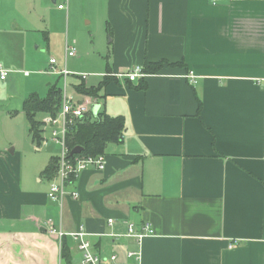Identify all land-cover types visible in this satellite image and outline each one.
<instances>
[{"label": "crops", "instance_id": "obj_1", "mask_svg": "<svg viewBox=\"0 0 264 264\" xmlns=\"http://www.w3.org/2000/svg\"><path fill=\"white\" fill-rule=\"evenodd\" d=\"M39 1L0 0V42L41 21ZM96 18L109 46L94 74L107 83L93 98L76 87L98 86L66 81L80 79L77 102L125 118L123 139L107 146L105 169L83 171L59 205L41 176L59 154L35 167L0 134V264H66L63 245L82 262L71 236L81 229L96 252L117 256L113 264H264V0H100ZM68 45L76 50L66 41L57 61L69 71L70 58L88 57H67ZM51 46L48 31L33 62L41 77L61 79L47 73ZM146 61L179 65L149 74ZM136 66L146 76L130 81ZM10 75L0 91L16 84ZM16 94L23 108L29 96ZM130 223L153 234L128 237Z\"/></svg>", "mask_w": 264, "mask_h": 264}, {"label": "rangeland", "instance_id": "obj_2", "mask_svg": "<svg viewBox=\"0 0 264 264\" xmlns=\"http://www.w3.org/2000/svg\"><path fill=\"white\" fill-rule=\"evenodd\" d=\"M39 3L41 21L30 31L17 30L3 34L0 42V58L3 56L5 65L11 68L8 70L12 72L10 77L15 76L17 79L12 88L0 91V134L4 137L2 142L11 145L9 149L17 150L24 155L25 163L27 161L34 163L36 158H46L45 155L55 156L62 150L61 145L52 140H48L38 151L36 150V145L33 146L27 137L29 122L22 112L21 98L16 96V93H19L28 97L35 92L39 97L45 98L49 92V83L60 88L64 86L62 78L41 77L38 67L33 62L35 55L41 53V49L37 50L36 47L39 44L44 46L46 32L49 31L51 34L50 54L57 60L63 62L65 60L66 41L75 42L78 56L87 53V62L80 61L77 57L70 58L68 69L72 75L86 76V83L89 86H99L101 78L94 73H98L104 65L103 57L107 53L105 55L103 53L109 46V37L104 31H98L99 21L96 18V9L100 0H56L55 4L52 0H42ZM60 5L64 6L63 10L59 9ZM25 73L29 75L24 77ZM74 79L68 80L69 92L74 94V101L77 102L79 97L72 84L80 82V79ZM9 95L13 97L9 99ZM44 119L45 115H37V120L44 121ZM49 134L47 131L46 137H49ZM41 162L42 160H39L38 164L34 163L33 166H39ZM47 163L43 165V169ZM73 255L72 264H82L79 255L76 252H73Z\"/></svg>", "mask_w": 264, "mask_h": 264}, {"label": "built area", "instance_id": "obj_3", "mask_svg": "<svg viewBox=\"0 0 264 264\" xmlns=\"http://www.w3.org/2000/svg\"><path fill=\"white\" fill-rule=\"evenodd\" d=\"M59 9H64V6L60 5ZM76 55V50L72 46H67L66 56L73 57ZM50 75L61 76L64 80V86L62 89V105L57 115L51 116L46 115L43 121L44 139L42 142L46 144L48 140H52L55 143L61 145L62 150L58 156L59 168L56 176L50 181L48 198L54 203L62 205L65 197L67 196V187L72 184L75 179L85 170L89 168H95L97 170L105 169V157L100 155L76 157L77 155L71 156V152L67 145V137L73 131V127L77 121L84 120L88 116H92L93 107L98 106L96 101L87 99L84 102H75L74 97L69 92V85L66 81L68 76L72 74L67 70L66 67L63 69L58 68V61L55 58L49 60V70L47 71ZM11 74L10 71L0 67V80L6 81ZM29 75V73H26ZM145 73L140 66L134 67L126 77L130 81H135L139 77H145ZM83 79L86 76H81ZM187 78L191 84H196L197 79L193 73H189ZM100 106V105H99ZM98 115V113H97ZM95 116V115H94ZM49 131V137H46V132ZM71 197L78 199L79 195L77 192H72ZM109 223H113V219L109 220ZM51 233H56L54 229H50ZM149 234H153L149 225L143 228L142 232H139L136 227L130 223L127 227L126 235L128 237L135 238L139 242ZM65 233L59 230L58 237L60 241L65 237ZM87 233L84 229L79 232L72 234L71 236L79 242V250L82 252V264H113L117 256L108 255L105 256L98 253L92 247L90 241L87 240ZM130 256L134 255L133 252L129 253Z\"/></svg>", "mask_w": 264, "mask_h": 264}, {"label": "trees", "instance_id": "obj_4", "mask_svg": "<svg viewBox=\"0 0 264 264\" xmlns=\"http://www.w3.org/2000/svg\"><path fill=\"white\" fill-rule=\"evenodd\" d=\"M165 65L171 64L167 63V61L156 63L146 61L144 71L145 73L155 74ZM178 65L174 64L173 66ZM106 83L107 78L98 87L88 88L85 85H80L76 87V91L86 97L99 98V92ZM62 98V89L57 85H53L50 87L48 95L45 98L32 94L23 101L22 109L29 122V133L32 141L39 147L42 145L44 139V129L43 122L37 120V115H57L61 109ZM125 129L126 120L124 117H111L103 113L98 114L95 117L77 121L73 127V131L67 137V145L70 152L76 147L83 148L82 153L76 157H97L105 154L109 144L121 142ZM58 168V158L54 157L42 171L41 176L47 180H52L56 176ZM61 255L66 264H72L71 253L66 245L62 246Z\"/></svg>", "mask_w": 264, "mask_h": 264}, {"label": "water", "instance_id": "obj_5", "mask_svg": "<svg viewBox=\"0 0 264 264\" xmlns=\"http://www.w3.org/2000/svg\"><path fill=\"white\" fill-rule=\"evenodd\" d=\"M99 108H100L99 105L93 107V113H94L95 116L97 115V112H98ZM82 151H83V148L82 147H76L71 152V156L78 155V154L82 153Z\"/></svg>", "mask_w": 264, "mask_h": 264}]
</instances>
